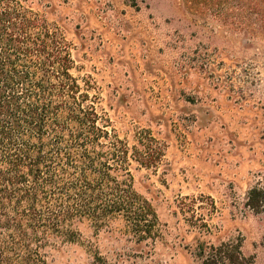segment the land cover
<instances>
[{
    "label": "rangeland",
    "instance_id": "obj_1",
    "mask_svg": "<svg viewBox=\"0 0 264 264\" xmlns=\"http://www.w3.org/2000/svg\"><path fill=\"white\" fill-rule=\"evenodd\" d=\"M20 1L62 29L112 132L157 148L132 163L151 235L83 219L48 264H200L223 244L264 264V198L247 204L264 192V0Z\"/></svg>",
    "mask_w": 264,
    "mask_h": 264
},
{
    "label": "trees",
    "instance_id": "obj_2",
    "mask_svg": "<svg viewBox=\"0 0 264 264\" xmlns=\"http://www.w3.org/2000/svg\"><path fill=\"white\" fill-rule=\"evenodd\" d=\"M62 29L20 0H0V264H48L58 242L78 240V221L121 217L151 235L155 214L132 189V163L155 165L157 148L112 132ZM93 91V92H92ZM264 192L252 188L257 208ZM200 264H247L226 244Z\"/></svg>",
    "mask_w": 264,
    "mask_h": 264
}]
</instances>
